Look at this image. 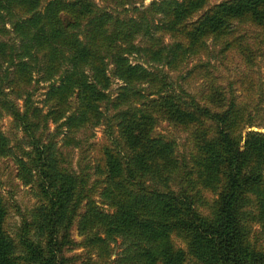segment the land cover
Listing matches in <instances>:
<instances>
[{
	"label": "trees",
	"instance_id": "16d2710c",
	"mask_svg": "<svg viewBox=\"0 0 264 264\" xmlns=\"http://www.w3.org/2000/svg\"><path fill=\"white\" fill-rule=\"evenodd\" d=\"M103 1L0 0V119L22 132L10 143L0 126V157L39 199L12 235L0 193V264H68L75 244L116 237L119 264H264V131L245 130L264 126V0ZM204 189L216 194L208 212Z\"/></svg>",
	"mask_w": 264,
	"mask_h": 264
},
{
	"label": "rangeland",
	"instance_id": "374dc122",
	"mask_svg": "<svg viewBox=\"0 0 264 264\" xmlns=\"http://www.w3.org/2000/svg\"><path fill=\"white\" fill-rule=\"evenodd\" d=\"M100 4H104L105 1L103 0H96ZM151 0H143L145 4H148ZM220 0H208L209 4H213L215 2H219ZM106 2H113L112 0H106ZM128 13H131L129 11ZM166 41L168 40V35L164 38ZM211 47V46H210ZM205 55L202 56L203 59H206L209 57L206 55V53H203ZM210 62H215L216 66H219L220 60L218 59V56L210 57ZM237 60L236 57L233 56V58H228V64H230L231 67L235 68L239 66V68H242L243 65L235 62ZM161 66V65H159ZM164 68H167V66H163ZM259 70L261 72L260 77L264 79V63H260ZM184 71L183 69L180 70H172L167 69V72L176 78V75L179 73H182ZM234 71V70H233ZM119 84V81L114 79L113 83L111 84V95L113 96L115 94L116 86ZM46 83H39L38 88L34 93V98L36 100H41L43 98V92L46 89L45 87ZM198 84L193 83L189 86L191 90H196ZM41 104V102H38ZM0 126L5 131V133L11 138L10 143H13L17 138L21 136V131L17 127L13 125L12 117L9 115H4L0 119ZM54 124L50 122L49 130H52L54 128ZM104 125H96L91 130H88L90 135L86 141L87 143V156L89 158V163L91 165L95 164V158L97 155L101 156V145L103 144L105 140V135L103 132ZM257 129L260 131H264V126H250L247 129ZM156 130L159 132H162L163 134H166L168 136L175 135L176 140L178 142H182L184 140V137L186 134L184 132H180L178 130H175L170 124H168L166 121H161L157 126ZM66 130L64 129L62 133L58 134L57 140L58 144H62L63 134H65ZM86 131H78L76 133L77 136L81 137L83 136ZM89 144V145H88ZM178 149H181V145L177 146ZM70 145L67 147H63V151L65 153L70 154L71 157V165L73 164L75 167L77 165V159H78V147L73 148V151L69 152ZM14 159L11 157L3 156L0 157V193L4 196V198L7 201V208L8 213L5 219L4 228L7 230L9 234H14V232L17 229V226L23 216H27L30 214V211L33 210L38 202L39 199L36 195L34 187H32L30 184H24L21 182V180L16 176V167H15ZM216 196L214 195V191L204 189L201 191V195L199 196L198 202H199V209L202 212H208L212 207V200ZM97 198V195H96ZM100 203V202H99ZM103 208L108 209L109 211L112 210L107 204L100 203ZM254 207V206H253ZM254 229H258V223H255L253 225ZM71 237L77 241L80 242L83 238V235L79 233L78 227H77V220L74 221V223L71 226ZM171 238L173 239L174 243L177 244V246L185 247V239L180 234H175L174 232L171 234ZM106 247L99 248L94 246H91L87 243H78L75 244L73 249L67 250V255H73L75 259L71 260L68 264H119V258L121 256V252L123 250V243L121 237H116L114 240H111L110 242L105 244Z\"/></svg>",
	"mask_w": 264,
	"mask_h": 264
}]
</instances>
